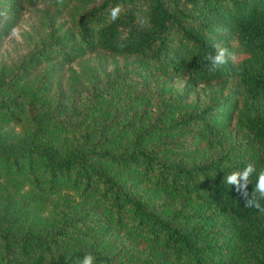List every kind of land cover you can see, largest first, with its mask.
<instances>
[{
  "label": "trees",
  "instance_id": "obj_1",
  "mask_svg": "<svg viewBox=\"0 0 264 264\" xmlns=\"http://www.w3.org/2000/svg\"><path fill=\"white\" fill-rule=\"evenodd\" d=\"M25 12L41 32L0 60V264H264V214L224 182L264 168V0H0V41Z\"/></svg>",
  "mask_w": 264,
  "mask_h": 264
},
{
  "label": "clouds",
  "instance_id": "obj_2",
  "mask_svg": "<svg viewBox=\"0 0 264 264\" xmlns=\"http://www.w3.org/2000/svg\"><path fill=\"white\" fill-rule=\"evenodd\" d=\"M122 9L119 5L110 9V17L115 21ZM15 29H13V32ZM218 32L222 31L217 29ZM226 31V30H224ZM215 53L206 56V60L210 64V70L214 71L221 65L228 63L231 59L232 54L229 52L228 48L222 47L220 44L214 45ZM255 173L256 180L251 193H249L248 186L252 184L250 177ZM224 182L230 186H235V190L239 193L240 197L244 201V206L246 208H254L261 214H264V168L259 170L256 169L255 165L248 163L243 169L236 170L229 173ZM95 257L92 254H86L79 264H94Z\"/></svg>",
  "mask_w": 264,
  "mask_h": 264
},
{
  "label": "rangeland",
  "instance_id": "obj_3",
  "mask_svg": "<svg viewBox=\"0 0 264 264\" xmlns=\"http://www.w3.org/2000/svg\"><path fill=\"white\" fill-rule=\"evenodd\" d=\"M13 29L15 31L13 32ZM41 32L40 26L37 24L35 15L31 12H25L21 15L18 22L11 29L10 33L0 41V60L6 62L19 61L22 55L28 50L35 40V36ZM111 59L109 56L103 54H90L87 59L88 64L97 67L98 65H105V68L111 66ZM76 66V65H75ZM183 78L165 80L166 86L179 88L183 85ZM208 93L201 92L198 94H190L189 100H196L199 103L206 102Z\"/></svg>",
  "mask_w": 264,
  "mask_h": 264
}]
</instances>
